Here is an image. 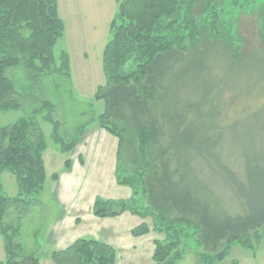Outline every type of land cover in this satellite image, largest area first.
Returning <instances> with one entry per match:
<instances>
[{
	"label": "trees",
	"instance_id": "obj_1",
	"mask_svg": "<svg viewBox=\"0 0 264 264\" xmlns=\"http://www.w3.org/2000/svg\"><path fill=\"white\" fill-rule=\"evenodd\" d=\"M116 2L110 38L102 52L105 84L97 87L93 97V101L104 103V110L94 122L117 140L115 181L128 187L131 196L96 197L93 215L113 218L128 212L143 220L150 218L151 228L142 223L131 230V235L141 237L152 231L163 236L153 242L152 259L156 264L181 261L186 242L194 236L198 243L194 255L199 264H218L234 244L254 251L264 238V186L256 199L252 193H241L243 185H249L247 176L237 178L223 167L214 153L221 141L205 139L195 130L199 104H187L181 98L185 76L179 74L181 81L176 82L174 68L191 57L189 64L201 71V62L193 58L202 49L208 51L207 47L225 52L234 60L242 56V40L239 36L234 40L239 14L259 13L264 43V0ZM63 35L57 0H0V111L38 105L31 116L0 128V236L6 254L0 264H22L17 259L21 251L19 229L8 216L11 210L18 213V219L25 216L37 204L32 196L46 181L43 154L47 143L37 116L42 112V123L51 127L50 136L63 155L74 149L86 129L80 125L73 133H62L58 105L46 96L45 89L50 85L69 87L68 54L61 52L58 63L53 55ZM17 69L24 74L20 90L8 76L9 71ZM197 162H205L237 200H244L240 214L232 215L193 171ZM69 166L66 159L64 170ZM4 172L14 177L17 195L13 198L2 195ZM57 178L56 174L51 177L53 181ZM49 257L53 264L117 261L112 247L90 239H79ZM25 263L38 264V260L32 256Z\"/></svg>",
	"mask_w": 264,
	"mask_h": 264
},
{
	"label": "rangeland",
	"instance_id": "obj_2",
	"mask_svg": "<svg viewBox=\"0 0 264 264\" xmlns=\"http://www.w3.org/2000/svg\"><path fill=\"white\" fill-rule=\"evenodd\" d=\"M59 2L61 13L59 17L64 24V35L56 42L53 55L58 63L60 53H68L70 82L69 87L54 88L49 84L45 91L50 102L58 105L56 114L62 122L61 132L70 134L80 125H85L86 129L94 127L96 125L94 118L104 110V103L93 101V97L97 87L105 84L101 68L102 52L110 38L107 21L117 11V5L114 0H59ZM258 16V12L239 14L238 30L234 40L237 41L238 36L242 40L244 54L236 60L225 52L207 47L208 51L202 49L200 54L193 58L201 62L203 66L201 71H198L195 65L189 64L191 57L187 61H179L174 68V72L177 73L176 82L181 81L179 74L185 76L186 87L185 91L180 92L181 98L187 104H199L195 130L205 139L221 141L219 150L214 153L223 167L234 173L237 178L241 179V175L247 176L249 185L245 183L241 193L249 195L252 193L254 199L259 188L264 186V43L260 38ZM23 75L21 69L8 72L18 90L20 85L24 84ZM37 106L32 103L29 107L24 106L17 111H0V128L31 116V111ZM37 118L47 143V149L43 154L47 171L43 189L32 198L55 200L51 176L58 174V168L70 155H61L55 151L50 136L51 127L42 123V112ZM194 166L193 171L207 182L225 208L232 215L240 214L245 204L244 200H237L221 178L209 170L205 162H197ZM1 183L2 195L16 196V183L10 173L2 174ZM92 192L102 198L131 196L128 187L115 189L103 185L93 188ZM88 195L90 196L91 192ZM53 208V205L43 201L42 205L39 203L32 205L30 211L20 218L23 221L21 227L23 257L33 250L34 242L31 237L36 231L42 229L43 234L44 226L54 214ZM16 216H19L18 213ZM146 222L151 228V219L146 218ZM158 236L159 240L163 239V236ZM197 249L196 236L188 239L183 259L176 264H199L194 255ZM218 264H264V238L255 246L254 251L236 244L232 245L228 256Z\"/></svg>",
	"mask_w": 264,
	"mask_h": 264
},
{
	"label": "crops",
	"instance_id": "obj_3",
	"mask_svg": "<svg viewBox=\"0 0 264 264\" xmlns=\"http://www.w3.org/2000/svg\"><path fill=\"white\" fill-rule=\"evenodd\" d=\"M114 1L117 5L116 0ZM57 6L58 15L61 16L59 0H57ZM115 14L116 12L107 21L108 29ZM108 33L110 37L109 30ZM54 147L56 152L63 155L55 145ZM116 148L117 140L104 130L98 129L96 125L84 130L67 158L70 162L69 169L64 170L63 162L56 174L58 178L55 181L51 179L55 200H36L40 205L43 201L53 205L54 214L49 223L44 226L43 234L40 229L31 237L34 248L25 257L21 255L24 248V242L21 241L23 221L18 219L15 211L11 210L8 220L19 229L17 243L20 244L21 251L20 256L17 257L18 262L26 264V260L33 256L38 260V264H53L49 257L52 252L65 250L79 239H90L112 247L117 253L116 264H156L152 259L153 242L158 240L159 236L154 232L141 237L131 235V230L142 223L150 227L146 219L143 220L128 212L113 218H97L92 213L94 200L100 197L92 192L93 188L104 185L108 188L125 189L115 181ZM43 162L46 172L47 165L44 158ZM127 196L113 199L130 197ZM5 259L6 254L0 236V263Z\"/></svg>",
	"mask_w": 264,
	"mask_h": 264
}]
</instances>
